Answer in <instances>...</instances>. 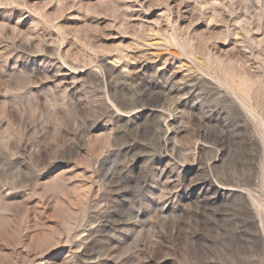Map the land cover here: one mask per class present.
I'll return each mask as SVG.
<instances>
[{
	"label": "rangeland",
	"instance_id": "rangeland-1",
	"mask_svg": "<svg viewBox=\"0 0 264 264\" xmlns=\"http://www.w3.org/2000/svg\"><path fill=\"white\" fill-rule=\"evenodd\" d=\"M247 105L264 0H0V264H264Z\"/></svg>",
	"mask_w": 264,
	"mask_h": 264
},
{
	"label": "bare ground",
	"instance_id": "bare-ground-1",
	"mask_svg": "<svg viewBox=\"0 0 264 264\" xmlns=\"http://www.w3.org/2000/svg\"><path fill=\"white\" fill-rule=\"evenodd\" d=\"M245 106V105H244ZM246 107V106H245ZM247 110H248V112L250 113V114H252L253 116H255L256 115V112L254 111V109H252V107L250 108L248 105H247V108H246ZM259 114V113H258ZM258 114L256 115V116H258ZM260 114H262L261 112H260ZM251 115V116H252ZM259 117V118H258ZM257 118L258 119H260L261 121H262V125H263V139H264V118L262 117V116H258ZM246 118V117H245ZM245 123V122H244ZM264 146V145H263ZM259 146L256 148L257 149V151H260L259 150ZM96 149V148H95ZM263 149H264V147H263ZM97 151V150H96ZM95 151V152H96ZM63 174V173H62ZM57 178H59L58 176L56 177H54V179H53V182L55 183V182H58V181H60V180H56ZM56 180V181H55ZM62 180V179H61ZM63 181H64V179H63ZM52 182V181H51ZM53 182H52V184H53ZM63 183H65V182H63ZM56 184V183H55ZM51 185V184H50ZM57 185V184H56ZM241 184H230L229 182L228 183H226V184H219L217 187H218V189L217 190H223V191H229V192H231L232 194H233V192H235V191H237L238 193H239V195H240V197H242V202H241V205H240V210H241V212L244 214V215H248L249 217H250V219H252V221L254 222V225H255V227H256V231H257V235H258V242H264L263 241V235H264V215L262 214V203H256V200H254L253 199V203L254 204H252V203H250L249 202V200H250V198H252L251 197V195L249 196V194L250 193H248V192H246V193H248V196L247 197H245L244 196V192H245V190H243L242 189V187L240 186ZM54 186V185H53ZM213 187V186H212ZM79 189V188H78ZM82 189V188H81ZM80 189V191H81V193L79 192V190H78V192L81 194V196H86L85 195V192H82V190ZM86 189V188H85ZM90 189H91V187H90ZM76 192H77V190H76ZM88 193H89V191H88ZM236 193V192H235ZM73 194H75V193H73ZM224 194V193H223ZM228 194V193H227ZM76 195V197L78 198V196L77 195H79V194H75ZM93 196V195H92ZM72 197V196H71ZM73 197H74V195H73ZM75 197V198H76ZM250 197V198H249ZM10 199V198H9ZM2 201V200H1ZM1 203V202H0ZM93 203V202H92ZM6 204V203H5ZM8 204V203H7ZM40 204V203H39ZM71 204V203H70ZM80 204V203H79ZM4 205V204H3ZM47 205V204H46ZM5 206H7V205H5ZM9 206L10 205H8L7 206V208L9 209ZM47 206H49V204L47 205ZM54 206H56V205H54ZM255 206V207H254ZM239 207V206H238ZM44 208H45V206H44ZM1 209V208H0ZM46 209V208H45ZM45 209L43 210V211H45ZM52 209H53V206H52ZM54 209H55V207H54ZM11 210V209H10ZM9 211V210H8ZM13 211V210H12ZM25 212V214H26V211H24ZM61 212V211H60ZM33 213V212H32ZM62 213V212H61ZM264 213V212H263ZM35 214V213H34ZM0 215H2V214H0ZM32 215V214H31ZM263 215V216H262ZM56 216V215H55ZM65 216V215H64ZM3 217H5V215L3 216ZM12 217V216H11ZM50 217V216H49ZM58 217H59V214H58ZM63 217V216H62ZM57 218V217H56ZM60 218H61V216H60ZM64 218H66V216L64 217ZM1 219V218H0ZM3 219V218H2ZM1 219V220H2ZM5 219V218H4ZM27 219V218H26ZM59 219V218H58ZM63 219V218H62ZM62 219L59 221V222H61L62 221ZM12 221V220H11ZM34 221V220H33ZM37 222V221H36ZM65 222V221H64ZM28 223H29V221H28ZM67 223V222H66ZM28 225V224H27ZM67 225H68V223H67ZM90 225V224H89ZM92 226V225H91ZM94 226V225H93ZM29 227V226H28ZM35 227H36V224H35ZM19 228V227H18ZM22 229V228H21ZM31 229V228H30ZM41 229V228H40ZM36 230V229H35ZM46 231V230H45ZM44 230L42 231V232H39L38 234H37V236H38V242L42 245L43 243H45L46 244V242H49L50 241V239L53 237V235H51V234H46V232H45ZM66 231V230H65ZM36 232H37V230H36ZM24 233V232H23ZM49 233V232H48ZM60 233V232H59ZM62 233V232H61ZM33 234H34V232H33ZM36 234V233H35ZM32 236V235H31ZM263 238H262V237ZM28 237V236H27ZM34 237H35V235H34ZM61 237V236H60ZM66 237V236H65ZM28 239V238H27ZM34 239H36V238H34ZM60 239V238H59ZM29 240H30V238H29ZM33 240V239H32ZM52 240H54V238L52 239ZM58 241V240H57ZM52 242V244H53V241H51ZM32 243H33V241H32ZM38 243V244H39ZM55 243V242H54ZM59 242H57V245H59L58 244ZM31 244V243H30ZM35 244H37V243H35ZM52 244H51V246H52ZM81 244H83L82 242H81ZM80 245V244H79ZM85 245V244H84ZM91 245V244H90ZM14 246V245H13ZM12 246V247H13ZM40 246V245H39ZM39 246H37V247H39ZM45 246V245H44ZM54 246H56L55 244H54ZM5 247V246H4ZM30 247V246H29ZM41 247V246H40ZM57 247V246H56ZM2 248V247H1ZM53 248V247H52ZM21 249V248H20ZM55 249V248H54ZM1 251V250H0ZM27 252V251H26ZM9 253V252H8ZM70 253V252H69ZM68 253V254H69ZM0 254H1V252H0ZM3 254V253H2ZM5 254V253H4ZM2 256V255H1ZM4 256V255H3ZM45 257V256H44ZM82 257V256H81ZM68 258V257H67ZM31 259H33V258H31ZM66 259V258H65ZM64 259V260H65ZM75 259H76V257H75ZM28 261H29V259H28ZM34 261V260H33ZM48 262V261H47ZM72 262V261H71ZM44 263V262H43ZM62 264V263H61ZM71 264V263H70Z\"/></svg>",
	"mask_w": 264,
	"mask_h": 264
},
{
	"label": "clouds",
	"instance_id": "clouds-1",
	"mask_svg": "<svg viewBox=\"0 0 264 264\" xmlns=\"http://www.w3.org/2000/svg\"><path fill=\"white\" fill-rule=\"evenodd\" d=\"M19 178L17 180V183H23V182H30L35 179V177L39 174L40 170L35 167V165H31L29 169L20 168L19 170ZM28 176L30 177L29 180L21 181L20 177L22 176ZM5 177L0 176V181H2Z\"/></svg>",
	"mask_w": 264,
	"mask_h": 264
}]
</instances>
